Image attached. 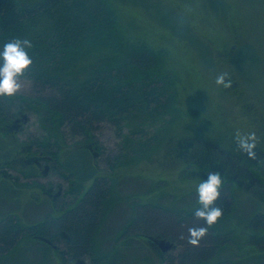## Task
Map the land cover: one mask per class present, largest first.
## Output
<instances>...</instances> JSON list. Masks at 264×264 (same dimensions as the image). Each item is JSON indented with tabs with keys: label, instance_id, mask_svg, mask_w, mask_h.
<instances>
[{
	"label": "rangeland",
	"instance_id": "374dc122",
	"mask_svg": "<svg viewBox=\"0 0 264 264\" xmlns=\"http://www.w3.org/2000/svg\"><path fill=\"white\" fill-rule=\"evenodd\" d=\"M110 1L129 36L166 50V66L179 80L176 104L182 115L160 130L151 155L137 161L123 159L113 170L111 158L128 152L123 147L127 128L108 121L96 124L92 131L96 148L84 142L82 135L64 130V148L58 156L61 163L76 165L72 169L81 176L79 181L72 176L73 182L89 187L91 177L86 174L96 170L110 187L106 198L114 200L98 223L101 252H107L101 264H159L153 237L171 244L163 264H180L181 254L190 246L188 229L202 225L192 219L193 214L186 218L179 213V208L200 207L196 186L210 172L231 181L227 185L236 197L235 215L242 219L231 226L236 234L243 232L244 240L251 212L264 211V162L240 164L237 156L242 152L236 144L237 130L255 131L256 147H264V0ZM224 73L226 81L236 82V88L215 83ZM20 82L19 94L32 95L31 80L21 77ZM249 103L252 110L244 108ZM27 111L15 129L12 122L0 127L4 137L0 139V218L13 215L31 224L47 214L55 218L63 209L55 210L53 202L57 208L65 207L78 192L67 191L82 188L70 184L65 177L68 172L56 169L58 163L41 159L46 148L32 141L41 139L46 129L36 114ZM157 127L159 123L148 128L146 137ZM51 149L55 152L57 147L50 145ZM225 155L230 156L231 167L223 163ZM158 195H162L156 203L160 207L154 205ZM146 203L150 204L142 206ZM230 211L228 204L225 212ZM140 227L150 228L147 231L155 236L140 233ZM55 244L62 246L61 240ZM42 251L35 241L27 246L18 242L4 253L0 250V264H62L51 250L46 249L44 256ZM147 256L149 262L143 258ZM79 259L91 264L89 259ZM240 260L264 264V256L253 244L244 245Z\"/></svg>",
	"mask_w": 264,
	"mask_h": 264
},
{
	"label": "trees",
	"instance_id": "16d2710c",
	"mask_svg": "<svg viewBox=\"0 0 264 264\" xmlns=\"http://www.w3.org/2000/svg\"><path fill=\"white\" fill-rule=\"evenodd\" d=\"M113 3L110 0H0V49L15 38H27L33 44L29 50L33 64L24 75L31 80L33 94L0 97V127L12 122L15 129L21 115L31 110L46 129L41 139L32 141L46 148L41 159L58 163L56 169H65L68 172L65 177L78 188L83 186L73 182V177L78 180L81 176L74 170L76 165H65L58 156L64 148L65 129L82 135L84 142L95 147L92 131L96 124L108 121L118 128H127L123 147L128 152L111 158L109 164L113 170L123 159L137 161L151 155L158 145L160 130L172 126L182 115L176 104L179 80L174 70L166 66V50L129 36ZM157 123L159 127L146 137L148 128H154ZM0 139H4L1 134ZM50 145L57 150L50 151ZM95 171L86 174L91 177L89 187L67 191H78L71 204L57 208L53 202L55 210L63 209L55 218L47 214L31 224L13 215L0 218L2 253L18 242L27 246L35 241L43 249V256L49 249L62 264L80 257L89 259L91 264H101L100 258L107 252H101L98 223H102L104 212L114 200L106 198L105 192L110 187ZM229 182L223 181L220 198L215 202L223 209L222 217L200 241L202 247L190 245L185 249L180 264H245L240 257L246 244H253L264 256V211L251 212L244 229L248 235L243 240V232L238 235L231 226L233 221L241 223L242 219L235 215L237 202L228 188ZM157 197L154 205L160 207L156 203L162 195ZM147 204L150 203L142 206ZM228 204L231 211L226 213ZM194 209L179 208V213L187 218L194 214ZM199 223L203 226L204 222ZM139 229L140 233L155 236L147 231L150 228ZM140 233H136L139 238ZM57 240H61V247L55 244ZM157 251L159 264H163L167 257H161ZM222 254L225 256L220 257ZM143 258L151 260L150 256Z\"/></svg>",
	"mask_w": 264,
	"mask_h": 264
},
{
	"label": "clouds",
	"instance_id": "9594fccd",
	"mask_svg": "<svg viewBox=\"0 0 264 264\" xmlns=\"http://www.w3.org/2000/svg\"><path fill=\"white\" fill-rule=\"evenodd\" d=\"M33 48L32 42L27 39L15 38L6 42L0 49V97H12L21 91V77L30 69L33 59L29 55V50ZM226 73L216 77L215 83L230 87L231 82L226 81ZM236 144L238 149L245 153L248 158L255 159L257 135L255 131L241 133L236 132ZM223 180L219 172H210L196 186V194L200 205L194 211V218L203 221V226L190 227L188 229V243L198 246L209 229L217 223L223 215V209L216 206L215 202L220 198V189Z\"/></svg>",
	"mask_w": 264,
	"mask_h": 264
},
{
	"label": "flooded vegetation",
	"instance_id": "af4514ba",
	"mask_svg": "<svg viewBox=\"0 0 264 264\" xmlns=\"http://www.w3.org/2000/svg\"><path fill=\"white\" fill-rule=\"evenodd\" d=\"M234 46L235 45H231L230 47H232V48H234ZM229 54V53H228ZM231 82V81H230ZM234 88H236V82H231V85H230V87H227V89H234ZM252 104L251 103H249V104H246L245 106H244V108L245 109H247V110H252L251 108H252ZM263 123H264V121H263ZM259 128H260V126H259ZM261 133H262V137H263V142H264V127H263V129L261 128ZM255 152H256V157H255V159H250V158H248V156L245 154V153H240V155H238L237 156V158H239V160H240V164L242 163V164H245V162H249V163H252V162H255L256 163V161H261V163L262 162H264V147L263 148H258V147H256V149H255ZM226 156V158H223V163L226 165V166H228V167H231V158H230V156H228V155H225ZM230 158V159H229ZM225 173V175L226 176H232V175H230V174H228V173H226V172H224ZM223 173V174H224ZM234 179H238L237 177H236V174H234ZM161 243V241H159V240H154V244L156 245V248H158V250H159V252H160V255H162L161 257H164L165 255H166V251L170 248V247H160L158 244H160ZM166 243V242H165ZM163 244V243H162ZM81 258V257H80ZM85 260V259H84ZM77 262V264H85L84 263V261H81L80 259L78 260V259H75V261H74V264Z\"/></svg>",
	"mask_w": 264,
	"mask_h": 264
},
{
	"label": "water",
	"instance_id": "95a60500",
	"mask_svg": "<svg viewBox=\"0 0 264 264\" xmlns=\"http://www.w3.org/2000/svg\"><path fill=\"white\" fill-rule=\"evenodd\" d=\"M163 243V244H162ZM160 247H170L171 246V244L170 243H165L164 241H161V243L160 244H158Z\"/></svg>",
	"mask_w": 264,
	"mask_h": 264
}]
</instances>
